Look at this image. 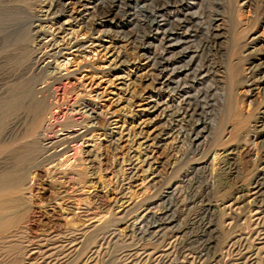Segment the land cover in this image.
<instances>
[{
  "label": "rangeland",
  "instance_id": "1",
  "mask_svg": "<svg viewBox=\"0 0 264 264\" xmlns=\"http://www.w3.org/2000/svg\"><path fill=\"white\" fill-rule=\"evenodd\" d=\"M156 17L157 30L151 24ZM165 29L171 31L167 39ZM158 56L163 67L169 62L175 71L173 0H0V127L7 128L2 131L5 144L10 145V137H23L24 126L21 133L11 123L29 106L30 89L48 83L57 108L51 106L54 119L46 122L51 130L44 134L47 143L69 132L84 134L85 125L98 129L95 142L91 134L89 141H67V151L51 166L31 169L25 194L31 207L22 221L21 244L17 251L0 250V264H180L178 189L166 206L161 200L178 182L171 118L176 104L172 90H161L154 81ZM65 62L72 64L69 71L62 69L51 83L48 75ZM81 104L88 107L80 109ZM68 121L71 129L64 132L61 124ZM7 146L0 151L11 155L2 159L0 153V162L6 160L11 171L20 172L16 163L21 152L15 156ZM58 162L63 165L51 176L48 170ZM84 170L95 171V188L79 181L76 172ZM158 203L164 213L171 210L169 217L176 213L175 219L168 218L177 221L169 225L171 231L167 223H146L145 208L155 210Z\"/></svg>",
  "mask_w": 264,
  "mask_h": 264
},
{
  "label": "bare ground",
  "instance_id": "2",
  "mask_svg": "<svg viewBox=\"0 0 264 264\" xmlns=\"http://www.w3.org/2000/svg\"><path fill=\"white\" fill-rule=\"evenodd\" d=\"M157 14V11L154 10L153 11V16L155 17ZM153 25V27L157 30L159 29V25H160V22H158L157 20V17L153 20V22L151 23ZM90 25V24H89ZM94 28V27H93ZM96 28V27H95ZM94 30V29H93ZM157 32V31H156ZM171 31L168 30V29H165L164 33H163V36H164V39H167L168 36L171 35L170 33ZM155 35V34H154ZM158 35V34H157ZM157 35L155 36L156 38H159V35L157 37ZM83 44V43H82ZM82 44H77L75 47H78L80 48L82 46ZM95 51V50H94ZM97 51V50H96ZM96 53V52H95ZM96 54H100V53H96ZM55 56V55H54ZM39 57V56H38ZM37 57V58H38ZM67 57V56H66ZM87 59V58H86ZM155 70L154 72L157 74V76H155V82L158 83V85L160 86L159 89H163V88H168L170 90H172V95L174 94V98H175V79H174V76L173 74H175L174 70H170V67H171V63L167 62L169 61V59L166 61L167 63L164 65H162V62L160 61L161 58L156 57L155 58ZM101 60V59H99ZM39 61V60H38ZM67 61V60H66ZM89 61V60H88ZM40 63V62H39ZM89 63V62H88ZM69 64H71L69 62ZM68 63H64V64H57V68L55 69L56 72L53 71V74H49V80L51 81V83L53 82H56L58 81V79L62 76L61 75V71L62 69H66V71L68 70ZM93 64V63H92ZM92 64H89V65H92ZM1 65V64H0ZM72 65V64H71ZM70 66V65H69ZM95 66V65H94ZM154 66V65H153ZM28 67V66H27ZM164 69H163V68ZM39 69L42 70V68L40 67H37ZM175 68V67H174ZM94 69V68H93ZM161 69V70H160ZM40 70V71H41ZM43 71V70H42ZM69 71V70H68ZM48 72V71H47ZM42 73V72H40ZM155 74V75H156ZM45 75H43L42 77H44ZM47 76V74H46ZM39 82V81H38ZM37 85V84H36ZM32 86V85H31ZM37 87V86H36ZM30 88V87H29ZM35 88V87H33ZM31 88L30 89V94H31V98H30V102L28 103L29 106L25 107V111L24 112H21L22 114L19 115L20 111L17 109L18 112V116L17 119L13 120L15 121L13 124L10 121V118L8 120V123L10 125L11 123V126H18V128L22 125L24 126V129H23V137L22 138H17L15 139V137L11 138L10 137V141H9V146H10V152H12L11 150H14V152H12L13 154L15 153H20V160L17 162L16 160H18V154H17V158L16 160L14 159L16 163V168L20 169L21 171L20 172H13L11 171L10 167L7 165L6 166V160H5V163H4V160H2V162H0V166L2 165V168H0V250H3L4 251V254L7 253V249L9 250V252L11 251H17L18 248H19V245L17 243H19L18 241V236L21 234V230H24L22 229V225H25L24 223H22V221L24 222L23 219H25V215L28 214V212L30 211V207L31 205H29V203L27 202L28 200H26L27 198H25V194L26 192H28V185H29V179H30V175H31V169L34 167V168H39L40 166H46L47 165H52L54 162H56L55 160H57L58 157H60V155H63L66 151H67V148L65 147V143L67 141H72L73 139H86V137L91 134L93 135V141L94 139L96 138L97 135L96 134V131L98 129L96 128H89V125H85L86 127H82L81 129H85V132L84 134H78L77 133L79 131H75L74 133H67L64 137H62V135L58 136V138L56 139V141L54 142H51V143H47L46 142V137H45V132L47 131H51L50 129H46V122L47 120L53 118L54 119V113L52 114V107L54 108V105H52L53 103H51V98L53 97V94L51 93V89H50V86H49V83L47 84V86L45 85L44 88H41V89H33ZM14 89V88H13ZM26 89V88H25ZM24 89V90H25ZM19 91V89H18ZM17 93V92H15ZM19 93V92H18ZM17 93V94H18ZM16 94V95H17ZM21 94V93H19ZM12 95V94H11ZM14 95V94H13ZM171 95V94H170ZM169 95V97H170ZM20 96V95H19ZM26 96V95H25ZM29 96V95H28ZM7 97V96H6ZM6 97H2V100L3 99L5 100ZM18 97V95L16 96ZM14 97V98H16ZM173 97V96H172ZM13 97H10V99H12ZM9 99V98H8ZM29 99V98H28ZM170 99V98H169ZM27 100V99H25ZM24 100V103L27 102ZM11 101V100H10ZM21 101V100H20ZM18 102V103H21V102ZM171 101H172V98H171ZM4 102V101H3ZM7 102H9L7 100ZM16 104V102H14ZM11 104V103H10ZM14 104V105H15ZM23 104V103H22ZM21 104V105H22ZM6 105V103H5ZM20 105V104H19ZM16 106L17 108L19 107ZM25 105V104H24ZM23 105V106H24ZM27 105V104H26ZM75 105V104H74ZM159 105V104H158ZM8 106V104H7ZM52 106V107H51ZM76 106V105H75ZM22 107V106H21ZM88 106H86L85 104H81L79 105V108L82 109V108H87ZM170 107V106H169ZM14 108L13 107H10V109ZM57 106L54 108L56 109ZM95 108V107H94ZM7 109V108H6ZM20 109V108H19ZM23 109V108H21ZM24 110V109H23ZM75 110V109H74ZM92 110V109H91ZM14 111V110H13ZM85 111H87L85 109ZM166 111V110H165ZM15 112V111H14ZM5 113V112H4ZM11 115V113H10ZM9 116V115H7ZM14 116V115H12ZM17 116V115H15ZM169 117V116H168ZM15 118V117H13ZM171 118L173 119L172 121L174 122V131L176 130V113L174 115H171ZM52 119V120H53ZM171 121V122H172ZM170 122V121H169ZM172 122V123H173ZM1 123H2V120H1ZM5 123V122H4ZM3 123V124H4ZM7 123V124H8ZM66 123V122H65ZM70 123L72 122H67L66 124H61V128L62 130L65 132V131H69L68 129H71L70 127H68L70 125ZM171 123V124H172ZM91 124V123H90ZM170 124V125H171ZM1 125V124H0ZM82 126V125H81ZM173 126V125H171ZM1 127H4L1 125ZM1 127H0V130H1ZM6 127V126H5ZM8 128L10 126H7ZM20 127V128H21ZM74 127V126H72ZM11 128V127H10ZM9 128V129H10ZM13 128V127H12ZM15 128V127H14ZM13 128V129H14ZM17 128V127H16ZM15 128V129H16ZM20 128L17 129L20 131ZM170 128V127H169ZM5 129V128H4ZM7 129V128H6ZM5 129V130H6ZM8 129V130H9ZM12 129V131H13ZM21 129V130H22ZM5 130H1V133H0V137H1V141H0V150H6L4 149L5 146H7L5 143H6V138H5ZM7 130V131H8ZM4 131V132H2ZM11 131V130H10ZM16 131V130H14ZM21 132V131H20ZM7 133V132H6ZM9 133V131H8ZM11 133V132H10ZM22 133V132H21ZM14 134V133H12ZM11 134V135H12ZM61 134V133H60ZM9 135V136H11ZM15 135H17V132L15 133ZM18 135H19V132H18ZM20 136V135H19ZM112 136V135H110ZM89 137V136H88ZM111 138V137H110ZM9 139V138H8ZM20 140V141H19ZM89 141V139H86ZM91 141V139H90ZM17 142L19 143L18 146H15V144H17ZM86 142V141H85ZM95 142V141H94ZM8 143V142H7ZM47 143V144H46ZM93 143V142H92ZM48 144H50L48 146ZM97 144V143H95ZM7 146L6 148L8 149ZM58 147H63L64 149L62 150L63 153H60L59 154H51L52 151H55L57 150ZM97 148V147H96ZM117 150V148H116ZM1 153V151H0ZM7 153L8 152H2L1 153V157L2 159H5V157L3 156H7ZM10 154V153H9ZM8 154V155H9ZM12 154V155H13ZM11 155V154H10ZM9 155V157H10ZM16 156V154H15ZM0 157V158H1ZM9 157L7 156V158L9 159ZM13 157V156H12ZM15 158V157H14ZM11 159V158H10ZM68 160V159H67ZM66 160V161H67ZM12 162V161H11ZM114 163L117 162V155L114 156V160H113ZM66 163H69V161H67ZM10 164V162L8 163ZM63 165V163H60L58 162L56 166H54V168H52V170H48L49 174H53V175H58V171H59V168ZM15 166V164H14ZM52 166V167H53ZM70 166V165H69ZM13 167V166H11ZM41 168V167H40ZM45 168V167H44ZM51 168V167H50ZM72 168V167H71ZM18 169V170H19ZM73 169V168H72ZM88 169V168H87ZM46 170V171H47ZM47 172V173H48ZM70 172V171H69ZM72 172V170H71ZM76 172V171H75ZM77 174H79L78 176V179L80 182H84V180H87V183H90L91 185H93V188H95L97 186V184L95 183L94 184V181H92V177L95 176V171L93 173H91L90 171H83L81 174L76 172ZM120 173V172H119ZM48 174V176H49ZM34 175V174H33ZM51 175V176H53ZM60 175V174H59ZM74 175V174H73ZM55 177V176H54ZM34 178V177H33ZM52 178V177H51ZM63 178V177H62ZM76 178V177H75ZM76 180V179H75ZM176 181V179H175ZM61 182V181H60ZM77 182V180H76ZM174 182V180H173ZM87 183H83L84 187L87 186L86 184ZM170 183H172V181H170ZM80 184V183H79ZM96 185V186H95ZM171 190V192H169V194H166L164 193V195L162 196L161 200H162V203L164 202V205L163 206H166L168 204V201L170 199L171 196H173V194L175 193L176 194V190L178 189V182L175 184H172L169 186ZM167 186V188H169ZM30 188V186L28 187ZM90 188V187H89ZM30 190V189H29ZM178 197V196H176ZM29 199V198H28ZM160 199V198H159ZM160 200V201H161ZM155 202V201H154ZM153 205V204H152ZM155 205V203H154ZM159 207L161 206V203L159 204ZM156 205V207L158 206ZM162 206V207H163ZM174 205L172 204V207ZM169 207V206H168ZM167 207V208H168ZM164 208V207H163ZM158 209V211H157ZM154 210V206H150V207H147L145 208V212H144V215H145V220H146V223L148 221H159L158 223H167V226L169 225H172L173 223H176L175 221H173L172 219V223H170V219L168 218H174L175 217H172L173 215H176V213L174 212V214L169 217V212L170 214L171 213V210L169 209V211H166L165 213L163 212L164 210L160 208H157ZM159 209H161L159 211ZM165 209V208H164ZM176 209V208H174ZM32 210V209H31ZM168 210V209H167ZM177 211V210H176ZM178 213V211H177ZM143 217H139L140 220H142L143 222ZM179 219V218H177ZM157 223V222H156ZM175 225V224H174ZM173 225V226H174ZM160 226H164L165 225H160ZM166 226V227H167ZM166 227L164 229H166ZM170 227V226H169ZM148 228V227H147ZM150 228V227H149ZM177 230L179 227H176ZM152 229V228H151ZM161 229V227H160ZM158 228V231L160 230ZM171 229V227L169 228V230ZM163 230V229H162ZM173 230V228H172ZM167 231V229H166ZM171 231V230H170ZM158 233V232H157ZM23 234V233H22ZM156 234V232H155ZM159 234V233H158ZM95 235V234H94ZM165 235V234H164ZM177 235V233H176ZM178 235H179V232H178ZM23 237V235H20L19 237ZM93 236V235H92ZM21 237V238H22ZM176 237V236H175ZM19 238L21 241L22 239ZM96 238V237H95ZM177 238V237H176ZM98 240V239H97ZM178 240V239H177ZM176 240V241H177ZM179 242V240H178ZM23 243V241H22ZM21 244V243H19ZM90 245V244H89ZM99 245V244H98ZM5 248V250H4ZM2 252V251H1ZM6 252V253H5ZM3 253V252H2ZM175 253V252H174ZM180 253V252H179ZM178 253V254H179ZM2 255V254H0ZM3 257V256H2ZM18 263V262H17ZM159 263V261H158Z\"/></svg>",
  "mask_w": 264,
  "mask_h": 264
}]
</instances>
